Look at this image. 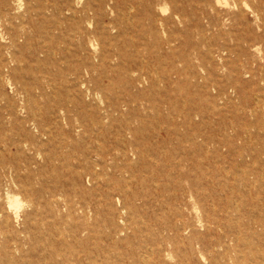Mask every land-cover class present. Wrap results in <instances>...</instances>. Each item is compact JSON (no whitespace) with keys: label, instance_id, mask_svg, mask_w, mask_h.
Segmentation results:
<instances>
[{"label":"rangeland","instance_id":"rangeland-1","mask_svg":"<svg viewBox=\"0 0 264 264\" xmlns=\"http://www.w3.org/2000/svg\"><path fill=\"white\" fill-rule=\"evenodd\" d=\"M0 13L20 36L0 53V258L77 264L79 239L84 264H228L211 222L264 201V0H0ZM100 23L103 45L87 38ZM194 104L224 188L202 201L182 180L176 200L163 153L145 165L130 144L174 151Z\"/></svg>","mask_w":264,"mask_h":264},{"label":"bare ground","instance_id":"bare-ground-1","mask_svg":"<svg viewBox=\"0 0 264 264\" xmlns=\"http://www.w3.org/2000/svg\"><path fill=\"white\" fill-rule=\"evenodd\" d=\"M69 10H72V8L70 7ZM96 15L102 16V14L94 12V16ZM6 21L8 20H6L3 14L0 13V53H17L15 49L19 48L20 36L14 33L12 29L6 27ZM98 27L100 32L94 31L88 33L90 35L87 38L93 42H100L103 45L106 43V40L110 38V32L101 23ZM78 31L80 32V36H82V33H84L82 27H78ZM85 34L88 35L87 33ZM4 42H8L7 46ZM83 46L84 45H80V48L87 52V49ZM106 53H108L107 50ZM16 59L17 57L13 55V60ZM137 80L142 82L146 80V78L143 75H139ZM158 81L172 84V79L168 75L163 76L161 79H158ZM151 84L154 85L156 83L151 80ZM190 112L192 116L190 114L188 119V132L186 135L180 134L178 136V148L174 151L165 150L170 143L169 138H166L161 144H159L158 141L150 144L151 138L144 136L141 137V141L136 139L134 143H131L130 145L136 144L140 147L142 146L141 148H143L144 153L140 160L145 165L148 164V160L156 158L161 152L163 153L165 161L170 164V167H172L174 172L173 177L168 175L167 178H165L166 181L171 180L174 183L172 194L174 199L178 200L180 192L184 191L181 184L182 180H188L190 183L187 190L189 195L199 197L202 201H205L211 197V192L213 190L224 188V184H222L220 180L223 170L218 166L212 167L210 162L206 164L207 166L205 165L206 160L211 159L205 150L215 141L208 131H206L207 124L205 122L206 117L204 110L194 104V106L190 108ZM196 118H199V120L196 121ZM118 132L120 133L121 131ZM137 132L138 131H131L129 134L134 135ZM120 140L119 143H122L123 140ZM183 141L189 143L188 149L184 148ZM219 145L228 147L230 143L220 142ZM160 149L163 150L160 151ZM99 150L100 152H97L96 154L103 159L105 157L104 155L107 154V149L101 148ZM185 160L190 162L186 171L182 169V163ZM168 164L164 165L167 166ZM157 170L158 176H162L164 168H158ZM211 170H213L214 175L212 179L210 176L212 174ZM246 184L250 185L251 183L246 181ZM20 205L21 202L19 199L10 201L11 207L19 208ZM229 207L230 205L225 204L223 209ZM233 213H235L233 218L228 212L223 219H214L211 222L217 228H221L224 233V239L228 243L225 246V256L227 257L228 262L230 264H264V201L256 202L254 209L250 211H244L236 206L234 207ZM189 226L190 225L184 223V228H188ZM71 229V233L75 234L78 227L77 225H72ZM55 234L61 239L64 238V228L58 226L55 228ZM83 244V241L78 239V248L75 250L77 264H84L82 262V254H86V249L83 248ZM0 255H2L1 251ZM65 260H68L67 256ZM0 264H15V262L10 258L5 257L0 260Z\"/></svg>","mask_w":264,"mask_h":264}]
</instances>
